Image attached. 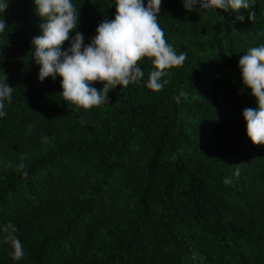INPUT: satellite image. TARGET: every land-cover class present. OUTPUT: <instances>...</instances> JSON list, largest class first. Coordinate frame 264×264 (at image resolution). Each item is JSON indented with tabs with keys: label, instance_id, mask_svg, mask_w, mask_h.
<instances>
[{
	"label": "trees",
	"instance_id": "1",
	"mask_svg": "<svg viewBox=\"0 0 264 264\" xmlns=\"http://www.w3.org/2000/svg\"><path fill=\"white\" fill-rule=\"evenodd\" d=\"M250 2L249 10L188 11L182 0H161L158 22L186 53L183 65L153 91L144 58L139 83L84 109L63 99L59 75L38 79L31 41L43 21L34 0H8L0 81L7 76L13 91L0 117V264H264V145L246 134L242 111L257 105L238 67L264 45V0ZM72 3L70 36L82 33L85 45L115 16V0ZM8 223L24 248L19 261L3 242Z\"/></svg>",
	"mask_w": 264,
	"mask_h": 264
},
{
	"label": "clouds",
	"instance_id": "2",
	"mask_svg": "<svg viewBox=\"0 0 264 264\" xmlns=\"http://www.w3.org/2000/svg\"><path fill=\"white\" fill-rule=\"evenodd\" d=\"M185 9H220L227 11L249 10L253 7L250 0H182ZM35 12L42 19L39 25L41 34L35 36L31 44L32 58L40 65L38 79L61 77L62 97L65 101L84 109L99 107L108 102L110 89L117 85L127 87L139 83L144 76L140 61L147 58L153 69L149 73L147 87L160 91L167 80L168 69L180 67L187 59L186 53L177 54L165 38V32L158 22L161 0H115V16L103 20L96 29V35L87 45L83 34L76 32L79 12L72 0H34ZM8 6V0H0V13ZM255 11H249V20H254ZM223 18V17H222ZM243 19V17H240ZM6 23L0 20V33H4ZM70 41V47L62 51V45ZM243 86L250 89L256 107H246L242 116L246 122V134L254 145H264V45L252 47L238 62ZM7 81V76L5 77ZM0 81V117L6 115L5 100L11 103L13 87ZM102 82L98 90L91 86ZM243 91V89L241 90ZM183 93H181V96ZM174 99L179 102L180 97ZM31 129V125L29 126ZM46 141L47 137H43ZM24 164L19 165L24 169ZM27 171L22 175L27 177ZM239 176V169L235 172ZM225 183H231L230 178ZM3 242L10 244L14 260L25 256L21 241L17 238V228L8 223Z\"/></svg>",
	"mask_w": 264,
	"mask_h": 264
}]
</instances>
